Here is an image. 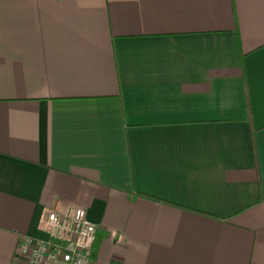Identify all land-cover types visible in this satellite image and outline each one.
I'll return each instance as SVG.
<instances>
[{"label":"crops","instance_id":"0c3cea01","mask_svg":"<svg viewBox=\"0 0 264 264\" xmlns=\"http://www.w3.org/2000/svg\"><path fill=\"white\" fill-rule=\"evenodd\" d=\"M73 207L91 264H264V0H0V264Z\"/></svg>","mask_w":264,"mask_h":264},{"label":"built area","instance_id":"2783aa9c","mask_svg":"<svg viewBox=\"0 0 264 264\" xmlns=\"http://www.w3.org/2000/svg\"><path fill=\"white\" fill-rule=\"evenodd\" d=\"M45 238L18 237L14 261L18 264H91L96 228L79 207L43 218Z\"/></svg>","mask_w":264,"mask_h":264},{"label":"trees","instance_id":"16d2710c","mask_svg":"<svg viewBox=\"0 0 264 264\" xmlns=\"http://www.w3.org/2000/svg\"><path fill=\"white\" fill-rule=\"evenodd\" d=\"M144 198H148V199H151V200H155L153 199L152 197H149V196H146V195H142Z\"/></svg>","mask_w":264,"mask_h":264}]
</instances>
